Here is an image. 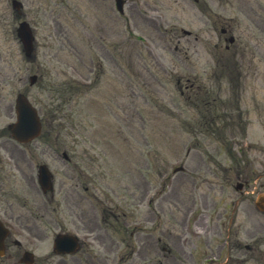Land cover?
<instances>
[{
  "label": "rangeland",
  "instance_id": "374dc122",
  "mask_svg": "<svg viewBox=\"0 0 264 264\" xmlns=\"http://www.w3.org/2000/svg\"><path fill=\"white\" fill-rule=\"evenodd\" d=\"M30 1L28 0L29 4ZM66 1L73 6L69 9L67 4L62 3L60 7L62 13L61 39L51 42V49L60 51V67L50 69V65L47 64L51 72H46L44 88H32L30 93L36 99L42 101L43 105L50 111L55 109V112L49 113L58 117V123L64 124L63 137L70 139L71 135L75 136L78 146L87 154L83 158V167L91 174L90 191H93L99 199L105 201L111 198L118 200L119 197L121 200L127 199V203L133 210L134 206L132 204L138 200L141 193L148 190L144 182L140 184L142 180L141 173L151 181L153 186L158 184L159 174L165 170V162L162 160L158 162V153L162 151L158 148L160 145L159 140L156 138V143L153 138L155 135L151 128L150 109L153 112V107L149 109L147 105L145 108L144 100L148 103L153 102L154 105L161 100L157 91L160 90L164 93L165 100L168 101L166 104L170 106V110L177 115H181L182 112L187 113V101L183 99L178 91L175 85L176 79L181 77L187 71V67L190 66L195 74L199 75L200 81L207 80L209 77L206 74L208 70L218 64L223 65L222 62H218L219 47L216 45L220 30L216 31L212 23L209 22L208 24L199 17L198 7L192 1L147 0L151 8L157 9L155 14L162 17V22L160 20L153 23L144 20L138 11H133L132 8L128 7L127 13L129 15L131 13L130 16L133 20L130 24L131 30L143 38L140 41L130 34L126 25L124 34L118 35V31L122 29V22L119 26V17L113 0ZM210 1H212L210 7L213 11L221 10L224 15L231 14L229 3L232 0ZM131 2L133 3V0ZM133 6L134 3L131 7ZM143 6L138 4L139 8ZM108 7L110 9L109 16L103 14V11ZM186 9L190 14L187 19L185 18ZM11 10L10 0H0V55H2L0 60L3 61L0 62V67H4L6 64L4 52L6 48H11L10 42H13L7 40L10 37L8 27L12 22ZM73 17L77 20L71 21L70 19ZM98 22L106 23V27H110L113 32L110 31V38L106 42H100L98 39L100 38ZM246 26H253L243 24V32L249 35L251 32L246 29ZM184 27H189L197 33L199 39L196 41L193 36L187 37L184 35L182 33ZM174 33L178 37H173ZM253 40L249 37L243 38L244 43L248 46V51L241 52L244 56L239 60V63L249 66L248 71L258 78L257 84L253 83V99L252 101L249 100L251 105L247 108L259 115L256 119L261 121L254 120V127L256 129L259 127V130L263 133H261L260 139L250 135L248 140L251 141L253 146L251 153L254 162H263L264 127L261 124L264 126V94L259 90L262 86L261 79L264 77V56H262L264 42L262 45L256 46L250 44ZM250 49L253 51H249ZM186 54L190 56L189 60ZM252 56L254 57L252 58ZM124 58L125 67L128 66L129 68L128 74L124 77L125 88L118 86L116 79L112 83L110 80L111 77H114L113 72L119 71L122 73L118 66L123 64ZM99 60L103 63L102 75L90 91L87 93L78 92L76 85H72L70 79H73V77L86 79L93 75L91 79L96 81ZM158 64H162L164 69ZM56 65L59 64L56 63ZM228 65H232V63ZM72 66L77 67V71ZM33 70L34 66L30 68L29 73H32ZM19 76L21 74L17 73V79L4 89L3 102H8L11 99L15 102V93L22 85H17L20 82ZM169 80L171 83H167ZM250 80L251 78L248 79V81ZM262 80L264 81V79ZM207 83V85L211 84L210 81ZM229 83L228 79L223 77L221 82L213 81L210 86L216 89L215 93L220 91L222 98H228ZM124 91L125 98L123 96ZM135 102L138 104L136 105ZM129 104L131 106L128 108ZM136 109L143 113V120H140L139 113L136 114ZM193 113H195L194 110ZM162 118L168 117L164 115ZM165 127V121L157 122L156 132L161 135L164 134L161 129ZM60 128L62 129V127ZM139 128L147 132L146 144L141 140L134 141L136 147L127 146L124 153L120 152L117 145L113 148L110 146L111 141H121L117 137V131L124 129L127 135H131L129 138L131 141L134 137L137 139L140 134ZM111 132H114L115 135H110ZM181 132V129L175 128V133L179 138L184 137V133ZM256 134L252 133L253 136ZM207 141L210 145H219L217 141ZM156 149H158L157 152ZM214 151L217 153L216 159L221 161L219 160L221 157L219 150L215 149ZM113 154L126 155L125 162L124 160L119 162L117 155ZM183 157L184 153L177 154L173 158L178 160ZM167 163L168 161H166ZM184 175L178 173L175 180H180ZM61 176L64 177L63 172H61ZM172 188L174 192L176 189L174 184H172ZM166 199L169 200L170 197L165 198L163 196L161 198V206H167V204L164 206V200ZM93 204L94 211L96 210L95 213H97L100 203L94 199ZM109 248L111 249V247ZM97 250L95 248V251ZM97 256L100 257L101 255L98 253ZM97 263L102 264L100 261H97ZM132 263L130 262V264Z\"/></svg>",
  "mask_w": 264,
  "mask_h": 264
},
{
  "label": "flooded vegetation",
  "instance_id": "af4514ba",
  "mask_svg": "<svg viewBox=\"0 0 264 264\" xmlns=\"http://www.w3.org/2000/svg\"><path fill=\"white\" fill-rule=\"evenodd\" d=\"M16 149H17V151H18V155H19V157H20V159L22 158V159H24L25 161H24V163L22 164L21 162H20V160L16 157V155H15V151L14 150H12V149H9L8 148V150H9V152H10V157H11V159L13 160V164L11 165V167L9 168V169H7L6 168V166H4V165H1L0 166V181L1 180H4V179H6V178H9L10 176H12V177H16L17 176V174H16V172H20V173H22L23 174V176H25V177H27V178H29V171H28V169H27V167L30 165V157H29V146L27 145V146H19V145H16ZM235 175H236V177L238 178V179H242L243 181H242V183H241V185H242V188H243V186H247V185H249L250 184V182H249V180H248V178H242L241 177V175H240V173H238V172H236L235 173ZM240 181V180H239ZM1 189H2V191L3 192H5V193H3L2 194V196H4L5 195V197L7 198V199H9V194L7 193L8 192V186H7V184H6V186L5 187H1ZM246 209H248V206H247V204H245V205H243ZM248 211V210H247ZM233 212L234 213H239L240 212V210L238 209V202L236 201L235 203H234V210H233ZM7 213V212H6ZM8 214V213H7ZM10 216H12V215H10ZM253 234H251V236H252ZM249 247V246H248ZM11 259H13L12 257H10Z\"/></svg>",
  "mask_w": 264,
  "mask_h": 264
}]
</instances>
